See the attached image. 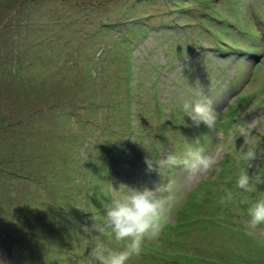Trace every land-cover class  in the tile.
<instances>
[{
  "label": "rangeland",
  "instance_id": "1",
  "mask_svg": "<svg viewBox=\"0 0 264 264\" xmlns=\"http://www.w3.org/2000/svg\"><path fill=\"white\" fill-rule=\"evenodd\" d=\"M10 12V19H17L15 30L20 32L19 47L9 58L18 63L20 77L37 87L34 92L29 86L25 90V109L38 112L42 101L33 95L53 86L48 91L51 102L61 103L57 110H67L70 123H74L67 126L66 145L79 151L80 146L89 144V150L75 163L83 172V177L76 174L78 182L83 178L82 193L63 185L59 188L75 192L72 207L82 211L74 210L76 214L72 213L68 222L71 228L64 234L68 240L78 241L76 254L90 258L85 264H95L91 252L98 243L123 247L110 232L95 235L92 230L98 217L102 221L108 201L99 194L89 195L90 183L84 179L98 171L104 174L98 177L101 185L108 184L110 167L103 163L112 160L114 150L124 153L118 171H112L114 193L126 192L127 187L152 188L158 183L172 188L164 197L171 201V208L158 243L143 246L142 254L127 264H264V238L246 230L248 209L264 189L258 190V195L242 196L234 182L247 168L246 162L236 159L244 144L236 125L255 121L254 129L264 132V0H0V24L7 21ZM25 21L38 24L42 33L36 36L31 26L21 29L29 24ZM5 32L0 33V49L7 51L13 32ZM127 53L133 62V78L120 70ZM9 58L0 55V72L6 69ZM12 88L7 93L0 91V115L4 113L0 123L3 118L17 123L29 115H22L24 110L16 98L9 99L10 94H17V88ZM201 92L213 102L216 122L212 129L203 123L195 126L187 116L184 120L193 134L175 133L173 124L163 127L167 121L159 119L160 105L167 110L165 116L171 117L173 107L198 99ZM31 100L38 102L36 106ZM5 104L9 109L2 111ZM45 116L50 129L45 130L48 134L42 148L48 150L50 135L61 133L65 126L61 123L64 119L50 122L51 115ZM14 127L0 136V165L7 167L9 174L0 171V264H9L14 256L17 246L13 238H28L30 234L42 238V232H32L33 223L41 222V217L32 218L33 211L42 210L31 196L37 189L28 188L27 181L13 173L34 157L24 147L12 152L15 169H10V154L17 140L14 133L19 126ZM251 136L259 157L264 155V137L253 130ZM160 144L164 147L158 157L145 150ZM189 147L203 148L216 156V167L198 177H189L183 166L154 169L142 184L143 173L148 171L146 159L158 164L168 154H182ZM66 160L71 159L65 157L61 166H69ZM251 163L249 175L264 184V160L257 158ZM46 166L49 171L44 170L36 179L39 186L49 175L61 180L63 170ZM29 171L34 169L20 172ZM12 187L13 195L9 192ZM228 192L233 196L230 202L224 199ZM11 202L27 207L22 214H27L28 220L1 216L2 205ZM54 216L47 212L45 218L51 222L45 220L50 223V233L57 234L61 224ZM83 219L87 222L82 223ZM58 248L48 250L46 262L71 264L74 254Z\"/></svg>",
  "mask_w": 264,
  "mask_h": 264
},
{
  "label": "trees",
  "instance_id": "2",
  "mask_svg": "<svg viewBox=\"0 0 264 264\" xmlns=\"http://www.w3.org/2000/svg\"><path fill=\"white\" fill-rule=\"evenodd\" d=\"M11 13L12 12L9 13V16L7 17V21H4L5 23L3 22L2 24H0V33H2L3 31H6L5 33L13 32L11 33L12 38L8 41L7 46H6V48L10 47V49L7 51L4 49H0V55L3 59L9 58V55L16 53L15 49L17 50L19 47V32H20L19 30L20 29L18 31L15 30L14 24L17 21V19L15 20L10 19ZM29 21H36V20H29ZM25 23H29V24L21 26L20 27L21 29H24L25 28L24 26H27V27L31 26L33 30V34H35L36 36H38L39 33H42V28H39L38 24L33 23V22H28V21H25ZM228 30H230V28ZM124 56L126 58H124V61H121L120 70L122 71L123 74H126L129 78H133V72H132L133 62H132V59H130V54L127 53ZM11 58L7 60L6 69L0 72V91L4 92V90H6V93H7L9 92L7 89H11L13 87L12 89L14 90L15 88H17V94L15 93L13 95L10 94L11 97H9V99L12 101L13 98H16L17 102L18 101L20 102L21 107L24 110L22 112V115L23 114H29V115L24 116L23 119H21L20 117L17 123L15 122L12 123L11 121L7 122L5 121V118H3L0 123L1 124L0 125V136L6 133L8 134L10 132L9 128L15 129L14 124H16L17 127L19 126V128H17L16 130L18 131V133H14V135H16L17 137L16 138L17 140L14 143L13 150L11 151V154H10L9 162L12 165V168H10L11 170L15 169L13 164L11 163L12 152L18 153L19 150L20 149L22 150V148L24 147L23 150H25L26 152H29V155L34 157V160H31L29 158L27 165L21 168V170L17 172H13V171L11 172H13L14 174H17L15 176L16 178H19V179L21 178L22 181H27L28 188L30 189L32 188L34 190L37 189V192H36L37 194L36 195L31 194V196L36 198V200H38L36 205L42 206V210L38 209L41 211V213H38L37 211L36 212L33 211L32 218L41 217V222L33 223L32 227H34V229L32 232L35 233V231L37 230L38 235H41V232H42V235H41L42 238L41 239L37 238L36 234L34 235L30 234L28 238H23L21 236H18L19 240H16L15 238H13L12 242L14 245L16 243L17 250L15 251V254L13 253L14 254L13 257L10 256L9 264H49V262H46V259H45L46 254L48 253V250L50 251L51 248H56V246L59 247L58 249L62 248L65 251V254L67 250L69 251V253L74 254V256H72L73 261L71 262V264H85V262L88 260L89 257L81 253H78V254L75 253L77 252L76 250L80 249V245L78 244V241L74 242L73 239L68 240L65 236L67 234H64V232H66L67 230L71 228L70 227L71 224L68 222L71 221V218H72L71 214L72 213L74 215L76 214L74 213L75 212L74 210H76L79 214H81L82 211L80 209H73L72 207L71 203L74 201L75 197L73 195L75 194V192H68V191H65L59 188L63 185L64 189H67L69 191L73 189V190H76V192L79 194L82 193V191L80 190V185H81V182L83 181V178L80 182H78L76 179V174L80 173L83 177V172L80 171V167H77L75 163H77L78 158H80L84 152L89 150L88 148L89 144L87 142L85 146H80L81 149L79 151H77L74 145H72L71 147L66 145L68 144L67 143L68 140L66 138L69 137L66 135L67 126L71 125L72 127L74 126V123L72 124L70 123L69 121L70 117H68L69 113H65L67 110H64L63 108H60V110H57L58 106L61 103L58 104L56 102H51L52 100L50 99L52 95L49 96L48 91L52 90L53 86H50V88L44 89L43 92H40L38 94H36L37 92H35V94L33 95V97L37 96L38 99L42 101V107L38 109L39 110L38 112L31 113L32 110L30 111V110L25 109L24 107L26 104L24 102V99L26 97V95L24 94L25 90L29 86L31 91L34 92L37 87L35 84L30 83L28 79L24 81L20 77L21 71L17 66L18 63L16 62V60L14 61ZM12 60H13V63H12ZM2 74H3V77H2ZM160 100L161 98L160 99L158 98V100L156 101L159 102ZM30 103L36 106L38 102H36L35 100H31ZM8 107L9 106H6L5 104V106L2 108L3 109L2 111H4V109H6L7 111V109H9ZM72 112L73 111H71L70 113ZM182 112H183L182 106L173 107L171 109L172 116L170 117V116H165V114L167 113V110L164 109V107L160 105L158 108V116H159L160 121L170 122V123L166 122V125H163L164 128H167V127L170 128L172 127L171 124H173L174 129L172 130H174V132L176 130H181L182 132L193 134V130L189 129L190 126L188 122L184 120L186 116L181 117ZM2 114L4 113L1 112V115ZM44 115H46L45 117H49L51 115V119L49 120L50 122L52 120H54L55 122L56 121L61 122L62 119H64V121H62L61 123H63L65 126L64 128L61 127L62 129L61 133L56 132L53 136L50 135L49 146H47L48 150L42 148V147H45L46 145V144H43V140L45 138V135L48 134V133H45V130L50 129V126L45 123L46 120L44 118ZM39 116L42 118V124L40 123L41 119L39 118ZM43 118H44V121H43ZM65 122H69L70 124H66ZM244 125L246 124L244 123ZM191 128L193 127L191 126ZM132 129H133V126H132ZM252 130L264 137L263 131L261 132L260 130L254 129V128ZM140 143H142V141ZM76 146L78 147V143H76ZM152 147H153V150H149L145 148L146 152L151 151V153L154 154L155 157H158L160 156L164 145L160 144L158 148L154 147V145ZM174 148H176V146ZM47 152L49 156L46 155ZM123 154H124L123 152H120V151L118 152L117 150H114V152H112V155H111L113 156V158H111L112 160L107 159L104 161L103 163L104 166L110 167L109 175L111 176V178H108L109 180L108 184L104 186L101 185L100 179H98V177H102L104 174L103 175L100 173L98 174V171L89 173V175L85 176L84 178L85 181L87 179L88 180L87 183H90L89 195L93 193L99 194L102 200L108 201V202L110 201L111 197L114 194V191L112 189L113 183H114L112 171H114V173L118 171L119 169L118 162L120 161V155L123 156ZM65 157L68 159H71L70 162L66 160L67 163L69 164L68 167H65L64 164L63 166H61V163L65 162L64 161ZM258 158L263 161L264 155ZM46 164L55 169L63 170V172L61 173L58 171V173L61 174L59 176V179L61 180L55 181L52 179L53 177L49 175V179L45 180V182H42L41 180L40 182L41 186H39L38 181L36 179L38 178V176L39 177L42 176V174L44 173V170L49 171V168L46 166ZM134 164L136 165V163ZM56 165L59 167L57 168ZM111 165H113V169ZM142 165L143 164H141V166ZM31 168H33L34 171L23 172V173L20 172L22 170L24 171L30 170ZM258 170L261 171L260 169ZM0 171L5 176L9 175L6 172L7 167H3L0 165ZM142 173H143V170H142ZM143 174L144 175L142 176V179H141L142 184L146 182L148 176L152 174V171L148 170L147 172L145 171ZM21 175H24V176H21ZM262 176H264V172H262ZM259 179H254V184L259 185V188L258 189L255 188L254 191L247 193L249 196L258 195L257 194L258 190L264 189V184H260ZM206 182L207 184H210L208 180ZM234 182L236 183V180H234ZM233 191L236 192L237 190H233ZM9 192L12 193V195L14 194L15 191L13 187L10 189ZM42 192L44 193L43 195H42ZM245 194L246 193L244 192L241 193L242 196H245ZM12 203L13 202L2 205L3 212H1V216L5 218L6 215L8 217H11L14 215L18 218L25 217L24 220H28V218L26 217L27 214H24V215L22 214L25 212V210L23 211V209H26L27 207L25 206L22 209V207L20 206L17 207L15 204L12 205ZM47 212L49 213L51 212L53 216L55 215L54 217L56 218L57 223L63 225V227H61V225L59 226L61 231L57 230V234L50 233L51 231V227L49 225L50 223L47 222L50 220L45 218L47 216ZM42 217H44V219H42ZM100 220L101 219L98 217L96 219V222L98 223L100 222ZM84 222H87V221L83 219L82 223ZM98 234L103 235V233L95 232V235H98ZM72 236H74V234H72ZM108 242H111V241H108ZM149 245H150L149 243H146L144 246H149ZM153 248H155V246ZM91 259L93 261L92 256H91ZM52 264H58V263L56 262Z\"/></svg>",
  "mask_w": 264,
  "mask_h": 264
},
{
  "label": "clouds",
  "instance_id": "3",
  "mask_svg": "<svg viewBox=\"0 0 264 264\" xmlns=\"http://www.w3.org/2000/svg\"><path fill=\"white\" fill-rule=\"evenodd\" d=\"M182 109L195 126L199 127L201 123L210 129L215 126L213 102L204 96L203 92L199 94L198 99L185 100ZM254 127L255 121L246 126L236 125L238 137L244 140L236 159L247 163V168L240 172L236 180V188L244 193L255 190L254 175H249L247 169L252 167L251 162L261 154L254 147L251 136ZM145 163L149 171L183 166L189 177H198L216 167L217 158L203 148L189 147L182 154H168L158 164H154L151 159H146ZM171 191L170 186L158 183L152 188L127 187L126 192L114 193L105 204L102 221L94 223L92 230L97 233L110 232L123 247L116 249L103 243L96 244L91 252L95 264H127L130 259L142 254L146 243H158L171 208V201L164 197ZM224 199L230 202L233 199L232 193L228 192ZM247 215L249 219L246 221V230L254 233L257 238H264V192L259 193L249 207Z\"/></svg>",
  "mask_w": 264,
  "mask_h": 264
}]
</instances>
